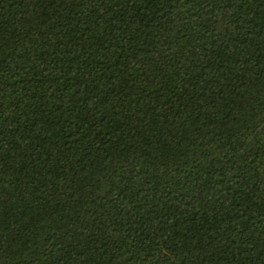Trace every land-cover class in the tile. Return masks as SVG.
<instances>
[{"label":"trees","instance_id":"obj_1","mask_svg":"<svg viewBox=\"0 0 264 264\" xmlns=\"http://www.w3.org/2000/svg\"><path fill=\"white\" fill-rule=\"evenodd\" d=\"M0 264H264V0H0Z\"/></svg>","mask_w":264,"mask_h":264}]
</instances>
